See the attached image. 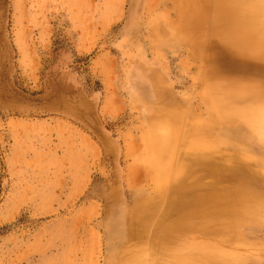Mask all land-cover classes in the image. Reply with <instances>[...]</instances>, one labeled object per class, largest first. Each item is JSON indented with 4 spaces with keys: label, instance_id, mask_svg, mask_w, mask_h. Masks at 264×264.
<instances>
[{
    "label": "rangeland",
    "instance_id": "1",
    "mask_svg": "<svg viewBox=\"0 0 264 264\" xmlns=\"http://www.w3.org/2000/svg\"><path fill=\"white\" fill-rule=\"evenodd\" d=\"M184 1L0 0V264H112L138 245L142 264H198L184 255L204 243L228 253V264H264L261 218L177 233L175 218L148 206L141 226L167 229L171 247L156 244L158 231L143 235L148 247L115 234L123 212L138 215L160 186L189 202L214 185L230 201L238 191L228 177H242L264 198V139L235 112L244 104L254 116L257 99H223L210 86L237 81L264 95V62L228 54L210 11L192 25ZM191 125L208 131L220 159L200 162L184 181L174 168L160 175L149 145L156 130L179 127L183 137Z\"/></svg>",
    "mask_w": 264,
    "mask_h": 264
},
{
    "label": "bare ground",
    "instance_id": "2",
    "mask_svg": "<svg viewBox=\"0 0 264 264\" xmlns=\"http://www.w3.org/2000/svg\"><path fill=\"white\" fill-rule=\"evenodd\" d=\"M206 1L209 3L206 5L210 6L201 8L195 5L196 1L185 0V5L189 10L187 14V20L192 25L202 24L204 20V11L209 10L210 30L216 37L218 42L222 44L228 54L234 56L239 55L240 57H253L257 60H260L261 62H264V0ZM216 75L217 72L213 71V78L218 79ZM210 86L214 88V92H221V97H223V99L226 95L229 100L230 98H234V100H237L238 103L242 102L241 100H244V98L248 95L253 97L254 99H257L255 102L251 103L252 106H250L251 111L253 113L255 112L254 116H247L244 104L236 108L235 112L242 113V115L240 116L244 119V123L248 122L251 126H253L254 134L264 139V112H262V115L260 114V110L262 111V105L264 103L263 93L256 89L255 86H248L243 82L237 81L222 82L217 80L216 82H212V85ZM197 126L191 125L189 129L191 130V132L189 134L187 132L186 134H184L183 132V137L181 129L179 127H170L166 134L163 133V129L156 130V134L158 135L155 136L154 140L149 145L151 150L152 162L158 169V173L160 175L165 174L167 171L174 168L173 176L176 177V180L184 181L186 175L188 178L187 172L193 167L199 165L200 162L210 163L215 158L219 157L217 154L218 152L216 146H211L210 144L208 131ZM183 138L185 139L184 144H186V147L183 148L182 153L180 150V159L178 160V162L176 160L174 166H172L166 162L165 156H167L168 154H173V152L176 154L180 149V145L182 147ZM175 141H177V145L174 143ZM167 142L170 143V146L166 150H163V147L160 149V146L165 143L167 144ZM178 143L180 144L178 145ZM156 146H158L159 150L156 148ZM154 147L155 149H153ZM230 157L239 156H235V154H232V156ZM240 159L244 160L245 158L241 155L238 160ZM245 171V168H241L238 170V172H234L233 175H236L237 173H245ZM176 180L174 181L175 183ZM228 180L232 181V183L237 186L238 191L233 200L231 199L230 201L221 200V197L219 198V196H221L220 192L222 191V189H219L214 185H211L208 190H205L202 193L199 192L193 195L192 199L189 202H185L184 198L182 199L183 201L181 199L177 200L178 198L176 200H170L169 188L167 186L166 188H161L160 186L158 191L151 197H149L147 202H142L136 207L138 208L136 209V214L140 216L133 215V213H130L128 211L123 212V217L121 220L122 222L114 228V230L117 231V233L115 234L117 237H121L122 234H127L136 238L137 240H141L142 242L145 241L143 240L144 238H147V233H155L158 231L157 235L158 240L160 241H156V244L160 243L162 248L171 247L170 243L166 239V237L170 238V236L168 235L169 233H164L167 232L166 228V230H164L163 227L160 226L158 230H154L155 228L153 229V227L150 226H141V223L145 217L144 213L146 212L148 206H156L160 208L162 215H164L163 210H166L170 218H175V229L177 233H180V231H201L202 229L209 232L211 228H214L216 225L222 227L226 223L231 224L233 228H237L241 223H244L246 221H255L258 218L264 219V198H260L258 194L251 193L253 189L251 188L252 184H250V178L244 179L240 177V179L236 180L233 176H229ZM173 186L175 187V185ZM180 189L181 187L178 186L177 188H174L172 190L174 191V193L178 194L182 191H180ZM246 189H249V191H247ZM187 193L189 192L186 191L184 194L187 195ZM187 198H191V196ZM189 205L190 207L188 208ZM161 214L155 215L161 217ZM125 222L127 223V227L126 225H124ZM158 223L159 222H157V224ZM163 223L164 222H162V226ZM164 225L166 226V224ZM136 242L138 243V241ZM145 242H147L145 246L148 247L151 245L149 241ZM200 244L201 243L199 242L196 245ZM175 248L177 247H174L173 249ZM220 248L221 247H218L215 244L204 243L202 247V253L193 255V251L192 253L186 254L184 256L187 257V259H189L192 263H195V259H197L198 264L233 263L232 261H230L231 258L229 257L228 253ZM144 250L145 249H143L141 245H138L137 247L132 249L124 248L117 257H113L111 259L109 258L110 263L142 264V262L144 261L141 262V260L147 254V251ZM170 251H172V249H170Z\"/></svg>",
    "mask_w": 264,
    "mask_h": 264
}]
</instances>
